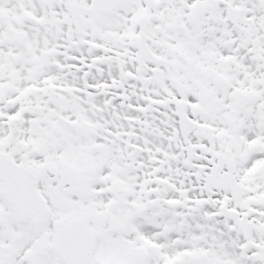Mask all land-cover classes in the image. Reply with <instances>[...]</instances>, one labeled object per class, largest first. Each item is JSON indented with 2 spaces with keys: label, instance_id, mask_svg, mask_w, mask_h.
Segmentation results:
<instances>
[{
  "label": "snow or ice",
  "instance_id": "snow-or-ice-1",
  "mask_svg": "<svg viewBox=\"0 0 264 264\" xmlns=\"http://www.w3.org/2000/svg\"><path fill=\"white\" fill-rule=\"evenodd\" d=\"M0 264H264V0H0Z\"/></svg>",
  "mask_w": 264,
  "mask_h": 264
}]
</instances>
